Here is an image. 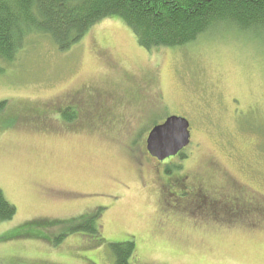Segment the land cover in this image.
<instances>
[{
    "label": "rangeland",
    "instance_id": "obj_1",
    "mask_svg": "<svg viewBox=\"0 0 264 264\" xmlns=\"http://www.w3.org/2000/svg\"><path fill=\"white\" fill-rule=\"evenodd\" d=\"M69 93L72 120L59 109ZM1 102L0 188L17 214L0 223V264H113L109 244L130 238L132 264H264V40L253 32L221 27L147 50L110 17L65 51L33 34L0 64ZM23 113L25 133L4 124ZM170 115L189 121L191 142L165 165L146 140ZM178 176L214 197L238 182L262 215L220 223L191 200L172 208ZM100 209L103 245L78 232L55 241L71 230L56 222ZM44 219L21 228L39 236L7 238Z\"/></svg>",
    "mask_w": 264,
    "mask_h": 264
},
{
    "label": "trees",
    "instance_id": "obj_2",
    "mask_svg": "<svg viewBox=\"0 0 264 264\" xmlns=\"http://www.w3.org/2000/svg\"><path fill=\"white\" fill-rule=\"evenodd\" d=\"M110 17L125 21L139 45L147 50L183 47L221 27L253 32L264 40V0H0V64L14 62L33 34L49 38L65 51L77 44L93 25ZM166 171L169 173L170 169ZM101 212L102 209L56 222L71 230L59 233L55 241L78 232L90 238L93 246L103 245L106 240L98 221ZM16 214V206L0 188V223L12 220ZM50 221L27 222L7 238L39 236L27 231L24 234L21 228ZM108 248L113 264H132L133 238L110 243Z\"/></svg>",
    "mask_w": 264,
    "mask_h": 264
},
{
    "label": "flooded vegetation",
    "instance_id": "obj_3",
    "mask_svg": "<svg viewBox=\"0 0 264 264\" xmlns=\"http://www.w3.org/2000/svg\"><path fill=\"white\" fill-rule=\"evenodd\" d=\"M66 97L68 98V99H64L65 100L64 102H66V104H64L63 107L61 108L58 107V108L61 110V113L65 118H67L68 120H72L73 118H76V116L78 115L77 112L78 110L76 106L74 107L75 96L69 93L68 96ZM1 107L2 106L0 105V109ZM165 119L161 123H163ZM10 120L16 124L18 122L22 123L21 125H24L23 127L24 130H18V131H22L23 133H25V113L5 119L4 124H7L8 122H10ZM187 147L182 149L176 155L170 156L164 160H160L156 156L152 155L148 151V149H147V153H148V157H150L151 159H154L158 163H163L166 165V162H169L171 159H174L182 155ZM192 179H193L192 182L190 180V176H184V177L178 176L172 179L169 187L175 188L176 190L177 189L181 190L180 193L175 194L177 198L175 199V204L171 205L172 208L177 209L179 207H182L181 204L183 202H186V200H191L190 203L197 205L198 208L200 207L199 208L200 209L199 212L201 215L200 219H205V220L209 219L220 223L224 221V219H227L225 222H231V223L246 222L244 220L240 221V219L249 218L250 215L253 213L255 215H262V213L258 212L259 207L256 204H254V202L247 201V199L244 197V195L245 196L248 195V193L246 192L247 188H245L244 185L241 184L242 185L241 186L238 182L237 184L234 181L235 188L233 193H228L227 195H221L220 197H214L213 195L203 190L204 188L203 179L196 178L195 176H192ZM203 192H205L206 194L204 195ZM173 195H174L173 192L169 193V196H173ZM101 208L103 209V207Z\"/></svg>",
    "mask_w": 264,
    "mask_h": 264
},
{
    "label": "water",
    "instance_id": "obj_4",
    "mask_svg": "<svg viewBox=\"0 0 264 264\" xmlns=\"http://www.w3.org/2000/svg\"><path fill=\"white\" fill-rule=\"evenodd\" d=\"M189 121L181 116L170 115L161 124L154 126L147 137L148 151L164 160L174 156L190 144Z\"/></svg>",
    "mask_w": 264,
    "mask_h": 264
}]
</instances>
